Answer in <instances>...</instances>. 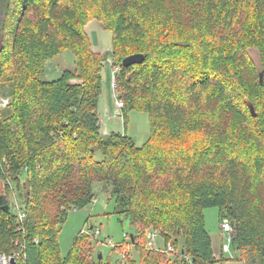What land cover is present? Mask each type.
<instances>
[{
  "label": "trees",
  "instance_id": "trees-1",
  "mask_svg": "<svg viewBox=\"0 0 264 264\" xmlns=\"http://www.w3.org/2000/svg\"><path fill=\"white\" fill-rule=\"evenodd\" d=\"M0 14V96L9 98L0 108V255L102 264L81 232L62 257L59 233L72 208L93 202L95 185L109 184L114 214L136 232L138 264L220 261L206 229L211 208L231 223L242 263L264 264V0H0ZM91 20L112 33L111 54L93 52ZM65 51L76 70L47 80L46 64ZM135 54L144 62L124 67ZM107 57L120 67L125 127L131 111L150 116L141 146L101 133ZM150 229L172 254L148 250Z\"/></svg>",
  "mask_w": 264,
  "mask_h": 264
},
{
  "label": "rangeland",
  "instance_id": "rangeland-1",
  "mask_svg": "<svg viewBox=\"0 0 264 264\" xmlns=\"http://www.w3.org/2000/svg\"><path fill=\"white\" fill-rule=\"evenodd\" d=\"M0 16L3 18L2 14H0ZM84 30L89 38L93 52L102 57L106 56L108 53H112L113 36L112 33L106 29L105 24L98 20H91L85 25ZM249 56L252 62L259 67L260 57L258 51L256 49H250ZM116 67L119 66H113L111 58L107 57L104 61L102 91L97 106L98 115L101 117H99L101 119L100 130L101 133L105 135L108 134L104 131L105 129L118 134L127 133L135 140L138 146H141L151 135L152 126L150 116L144 112L131 111L127 116L126 127L124 125V108L122 109V117L116 116L115 112L117 111V106L115 105V101H121L119 99L117 85L116 88L113 86V71ZM66 70H76V59L70 51H65L46 64V79L49 81L56 80ZM0 98H2V96H0ZM95 157L98 161L102 159L100 152H97ZM0 189L1 191L4 190L3 183H0ZM94 191L96 196L93 202L83 210H78L76 212L71 211L65 223L61 226L59 233L61 256L66 257L68 255L75 238L80 232L82 233L85 231L83 234L89 237L92 244L91 260L96 262L102 259V264H128V259H130L138 264L139 254L134 246L130 244V235L132 231L135 232V230H131L125 218L114 214L115 201L109 197L111 186L109 184H97L94 187ZM17 196L19 195L17 194ZM22 200L23 199L19 196L18 203L20 205L23 203ZM205 220L206 229L212 237L215 255L220 260L215 264H243L240 254L232 250L226 237H224L221 242L219 237L221 232L219 210L217 208L207 209L205 211ZM97 229L100 230V234L95 235ZM151 231L155 230H148L147 236ZM124 234L128 235L127 239L124 238ZM122 243L131 245L124 253L126 260L123 259L122 252L114 251L111 245ZM155 244L161 249L165 247V240L160 234L157 235ZM227 245L230 250L223 251L222 247ZM100 254L102 258L98 259Z\"/></svg>",
  "mask_w": 264,
  "mask_h": 264
},
{
  "label": "built area",
  "instance_id": "built-area-1",
  "mask_svg": "<svg viewBox=\"0 0 264 264\" xmlns=\"http://www.w3.org/2000/svg\"><path fill=\"white\" fill-rule=\"evenodd\" d=\"M115 68V67H114ZM120 72V67H116V69L113 71V86L114 88H116V76L117 74ZM116 102V106H117V111L116 116L118 117H122V109L124 108V103L122 101H115ZM9 105V99L8 98H0V108H6ZM101 126V125H100ZM15 208L16 210H18L19 213V217L20 219H23L24 217V212L20 209L18 202H15ZM71 211H78L77 208H72ZM221 231L223 232V235L226 237L228 243L230 244L231 241V233H232V227H231V223L229 222V220H224L221 223ZM82 233H85V231H83ZM100 234V230H96L95 235ZM159 233L156 231H151L149 232L148 236H147V248L150 250H155V251H161L164 252L166 254H170L174 252V248L172 247L171 244H167L165 245V247H163L162 249L160 247H157L155 244V240L156 237ZM124 238H128L127 234H124ZM113 246V248L118 247L120 244H111ZM223 251H228L229 246H223L222 247ZM123 254V259L126 260L125 254ZM20 255H13V256H6V255H0V264H11V260L14 259L16 261L17 264V260L19 259Z\"/></svg>",
  "mask_w": 264,
  "mask_h": 264
},
{
  "label": "water",
  "instance_id": "water-1",
  "mask_svg": "<svg viewBox=\"0 0 264 264\" xmlns=\"http://www.w3.org/2000/svg\"><path fill=\"white\" fill-rule=\"evenodd\" d=\"M144 59H145L144 55H142V54L131 55V56H128L127 58H125L123 60V66L124 67H129V66L136 65V64H142L144 62ZM250 111H251L253 116H256V112H255V109H254L253 106L250 107ZM130 238H131L132 241L134 240V236L133 235H131ZM101 258H102V256L100 254L99 255V259H101ZM11 264H16V261L14 259H12L11 260Z\"/></svg>",
  "mask_w": 264,
  "mask_h": 264
},
{
  "label": "crops",
  "instance_id": "crops-1",
  "mask_svg": "<svg viewBox=\"0 0 264 264\" xmlns=\"http://www.w3.org/2000/svg\"><path fill=\"white\" fill-rule=\"evenodd\" d=\"M111 110V109H110ZM114 110H115V106H114ZM109 112V111H108ZM109 114H110V112H109ZM99 117H100V115H99ZM101 118V117H100ZM100 122H101V119H100ZM104 131H106V133H112V132H110L109 130H104ZM113 133H115V132H113ZM219 237H220V239H221V242H222V240H223V238L225 237L224 235H223V232L221 231L220 232V234H219ZM212 244H213V241H212ZM214 250V249H213ZM214 254H215V252H214ZM216 256V255H215ZM217 257V256H216Z\"/></svg>",
  "mask_w": 264,
  "mask_h": 264
}]
</instances>
